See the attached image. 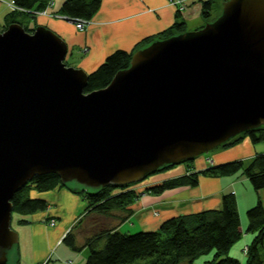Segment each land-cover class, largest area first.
Listing matches in <instances>:
<instances>
[{"label": "water", "instance_id": "95a60500", "mask_svg": "<svg viewBox=\"0 0 264 264\" xmlns=\"http://www.w3.org/2000/svg\"><path fill=\"white\" fill-rule=\"evenodd\" d=\"M262 5L223 0L214 20L138 47L89 92V72L66 63L56 31L1 30L0 264L19 241L12 198L35 175L83 189L138 182L264 124V76L245 58L264 43Z\"/></svg>", "mask_w": 264, "mask_h": 264}, {"label": "trees", "instance_id": "16d2710c", "mask_svg": "<svg viewBox=\"0 0 264 264\" xmlns=\"http://www.w3.org/2000/svg\"><path fill=\"white\" fill-rule=\"evenodd\" d=\"M11 1L16 7L14 10L19 9L31 14L44 10L49 3V0ZM222 2L223 0H202L201 15L204 22L214 20L221 13ZM100 5L101 0H64L57 13L69 19L89 21ZM214 8L217 11L213 13ZM13 14L14 11H11L10 16ZM14 21L16 20L11 19L9 23ZM186 29L185 20L180 19V14H177L174 23L155 35L145 37L132 50H114L93 71L89 72L84 91L89 92L106 86L118 70L129 65L132 53L138 47L155 38H165ZM245 137L253 142L263 141L264 124L238 133L219 146H231ZM194 160L195 158L190 161ZM173 165L167 164L157 171ZM236 172L246 175L256 191L264 189V152H258L247 159L238 158L209 164L199 170H189L148 185L144 189L135 187L139 181L124 185L109 184L98 188L83 189L78 185L62 183L56 173L39 174L28 180L14 194L12 212L33 214L45 210L49 205L48 201L41 196L32 197L29 192L32 189L43 192L62 186L83 195L87 200L85 214L93 212L109 216L115 211H121L117 218L122 222L131 215V206L143 191L157 194L179 186H195L199 183L201 175L219 176ZM246 216L248 220L246 230L252 237L243 250L244 260L230 254L231 248L243 234L237 199L235 193L231 191L222 194L219 207L168 217L155 229L125 232L115 227L99 228L85 240L83 246L87 247L88 254L82 264H133L139 258L145 259L139 264H180L181 262L187 264H264V201L261 196L246 210ZM19 221L25 222L28 219L20 218ZM62 241L73 250L81 249L74 228L65 233ZM15 264H21L20 259H17Z\"/></svg>", "mask_w": 264, "mask_h": 264}, {"label": "crops", "instance_id": "0c3cea01", "mask_svg": "<svg viewBox=\"0 0 264 264\" xmlns=\"http://www.w3.org/2000/svg\"><path fill=\"white\" fill-rule=\"evenodd\" d=\"M63 1L52 0L45 10L57 12ZM181 5L184 6L182 9ZM4 6L3 0H0V19L6 13ZM201 9L202 0H101L99 9L84 28H78L73 20L64 17L40 12L36 16L38 22L46 24L65 39L68 44L67 55H77V65L91 72L114 50L130 51L145 37L169 27L177 19V14H180V19L185 20L187 29L198 27L201 23ZM189 23L198 24L188 26ZM258 152H264V140L253 142L245 137L235 145L215 149L208 157L211 159L210 164H217L238 158L247 159ZM208 157L199 156L195 160V166L173 169L135 187L144 189L148 185L189 170L203 169L207 166ZM231 191L237 199L243 237L239 245H233L230 254L244 260L243 250L252 237L246 230V210L257 202L259 196L264 201V189L256 191L247 176L241 172L219 176L201 175L199 183L195 186H179L157 194L143 191L132 204L131 215L126 220L138 219L143 229H155L168 217L217 208L221 204L222 194ZM38 196L48 201V207L26 218L28 221L23 222L25 225L17 226L20 238L29 245L28 255L31 257L27 264H68L69 260L72 264H82L88 254L87 247L83 246L86 238L92 236L99 228L118 229L124 222L117 218L121 211H115L109 216L93 212L85 214L87 200L67 187L57 186L38 193ZM51 219L55 220V224H49ZM71 228L76 231L81 249H67L65 253H59L62 238ZM17 257H22L19 243ZM55 258L61 260L54 261Z\"/></svg>", "mask_w": 264, "mask_h": 264}, {"label": "rangeland", "instance_id": "374dc122", "mask_svg": "<svg viewBox=\"0 0 264 264\" xmlns=\"http://www.w3.org/2000/svg\"><path fill=\"white\" fill-rule=\"evenodd\" d=\"M52 0H49V3H51ZM11 0H3V3H4V7L6 8V13L3 15L2 19H0V31L3 30L5 28L6 25H8V23L10 22L11 19H14L16 21H19L20 23H22L28 30L32 31L38 24H43V23H40L38 22L39 19L38 17L36 16L38 14V12L36 14H31V13H26L24 11H20L19 9L17 10H14L15 5H12L11 3ZM48 3V4H49ZM220 5V4H219ZM218 5V7H220ZM4 9V8H3ZM216 8L213 9V13L216 12L217 10H215ZM11 11H14V14L12 16H10V12ZM40 13H48L50 15H53V16H60V17H64V18H67L66 16H64L63 14H59L57 12H47L45 9L42 10V12ZM201 17V16H200ZM199 17V18H200ZM68 19V18H67ZM201 20V23L198 27H200L202 24H204V20L203 18L201 17L200 18ZM75 24H76V21H74ZM90 22V21H89ZM88 22V23H89ZM196 24L198 23H189L188 26H195ZM46 25V24H44ZM47 26V25H46ZM77 26V25H76ZM48 27V26H47ZM85 27V26H84ZM50 28V27H49ZM192 29V28H191ZM79 59V57L77 55L75 56H72L70 57L69 55L66 56V63L68 65H72V66H78L76 61ZM244 139V138H243ZM242 139V140H243ZM241 140V141H242ZM239 141V142H241ZM237 142V143H239ZM235 145V144H234ZM221 146L219 147H216L215 149H218L220 148ZM230 147V146H228ZM222 148H227V147H222ZM215 149L213 150H210L208 152H205L202 154L203 158L205 157H208V155L214 151ZM200 155V157H202ZM198 157L195 158V160L197 159ZM195 160L194 161H190V160H187V161H184L182 163H179V164H174L173 166L169 167V168H166L164 170H159V171H156L154 173H151L149 175H147L146 178H144L143 180L139 181L138 184H141L145 181H150L152 180L154 177H158V176H161L167 172H170L172 171L173 169H177L179 167L182 168V166H185L187 168H190L191 166H195ZM208 161V163L206 165H209L211 162V159L208 157V159H206ZM205 160V162H206ZM71 185H74L76 184L74 181L70 182ZM38 193H40V191L38 190H34L32 189L29 194L30 196L32 197H36L38 196ZM154 213V212H153ZM155 214V213H154ZM31 213H20V212H15L13 211L12 212V219H11V226L18 232L19 234V246H21V250H22V257L20 259L21 261V264H27L29 263L30 261V257L28 254H29V245L23 241L21 238H20V232L18 230V227L17 226H22V225H25L23 224V222H20L19 223V220L20 218H30L31 217ZM129 218V217H128ZM127 218V219H128ZM141 219V218H140ZM47 223V222H46ZM51 225L55 224V220L54 219H51L50 220V223ZM147 226V225H146ZM19 227V228H20ZM17 228V229H16ZM119 230L121 231H125V232H135V231H138V230H150V229H143V225L141 224L140 220L138 219H134V218H131L130 220H125L124 222H122L118 227H117ZM145 228H148V227H145ZM243 237V236H242ZM242 237L241 239H239L234 245H239L240 244V241L242 240ZM60 242V241H59ZM69 247V246H68ZM67 247V244L65 242L62 243L61 247L59 248V253L61 252L62 254L65 253L67 251V249H72V248H68ZM56 257V255H55ZM57 258V257H56ZM54 261H59L61 259H56ZM18 257H17V246L12 248L11 250H9L8 252V260L10 262V264H15L16 261H17ZM145 259H142V258H139L136 260V262H134L133 264H139L140 261H144ZM52 263V262H50ZM68 264H72V261H67ZM186 262H181L180 264H185Z\"/></svg>", "mask_w": 264, "mask_h": 264}, {"label": "bare ground", "instance_id": "6f19581e", "mask_svg": "<svg viewBox=\"0 0 264 264\" xmlns=\"http://www.w3.org/2000/svg\"><path fill=\"white\" fill-rule=\"evenodd\" d=\"M258 12H261V13L264 12V5L259 7ZM237 30H235V32ZM259 40H260V38H259ZM234 42H235V40H233V43ZM259 44L260 45L258 46V48H253L252 45L249 44L248 45L249 48H247L248 50L246 52L247 54H246L245 58L249 62V64L252 67V69L257 71V74L259 75V77H263L264 76V54L262 52H263V48H264V43H262V42L260 43L259 42ZM259 63H262L263 65L259 64Z\"/></svg>", "mask_w": 264, "mask_h": 264}, {"label": "built area", "instance_id": "2783aa9c", "mask_svg": "<svg viewBox=\"0 0 264 264\" xmlns=\"http://www.w3.org/2000/svg\"><path fill=\"white\" fill-rule=\"evenodd\" d=\"M10 3H11L12 5H14L12 1H11ZM183 7H184L183 5L180 6L181 9H182ZM39 12H42V10L39 11ZM39 12H38V13H39ZM75 21H76V25H77L78 28H84V26H86L90 20H89V21H86V20H84V19H78V20H75Z\"/></svg>", "mask_w": 264, "mask_h": 264}]
</instances>
